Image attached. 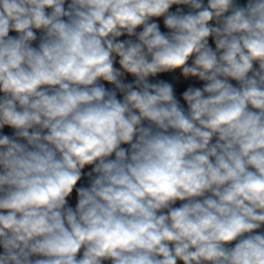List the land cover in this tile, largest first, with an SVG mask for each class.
Returning <instances> with one entry per match:
<instances>
[{
  "label": "clouds",
  "instance_id": "1",
  "mask_svg": "<svg viewBox=\"0 0 264 264\" xmlns=\"http://www.w3.org/2000/svg\"><path fill=\"white\" fill-rule=\"evenodd\" d=\"M0 264H264V0H0Z\"/></svg>",
  "mask_w": 264,
  "mask_h": 264
},
{
  "label": "trees",
  "instance_id": "2",
  "mask_svg": "<svg viewBox=\"0 0 264 264\" xmlns=\"http://www.w3.org/2000/svg\"><path fill=\"white\" fill-rule=\"evenodd\" d=\"M71 203L74 205L75 204V194H73V198L71 200Z\"/></svg>",
  "mask_w": 264,
  "mask_h": 264
}]
</instances>
